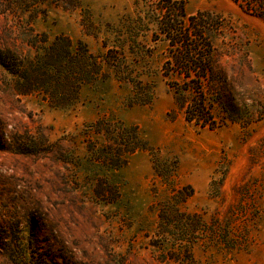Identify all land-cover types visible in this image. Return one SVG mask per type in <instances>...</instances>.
Wrapping results in <instances>:
<instances>
[{"label":"rangeland","instance_id":"rangeland-1","mask_svg":"<svg viewBox=\"0 0 264 264\" xmlns=\"http://www.w3.org/2000/svg\"><path fill=\"white\" fill-rule=\"evenodd\" d=\"M182 1L224 24L212 40L213 128L187 121L163 77L159 0H46L21 17L0 5V53L33 79V40L84 45L104 67L62 108L45 93L51 78L21 95L0 63V264H264V20L248 1ZM123 56L120 71L153 86L149 103L133 104L119 81ZM133 140L145 149L121 153ZM182 215L207 231L177 241L161 216Z\"/></svg>","mask_w":264,"mask_h":264},{"label":"trees","instance_id":"trees-1","mask_svg":"<svg viewBox=\"0 0 264 264\" xmlns=\"http://www.w3.org/2000/svg\"><path fill=\"white\" fill-rule=\"evenodd\" d=\"M39 1L44 2L46 0H0V5L3 7L1 13H12L21 17L29 14L32 5ZM242 1L251 2V7H254L250 9L249 5L243 7L246 9L245 11H251L255 16L264 20V8H256L258 4L264 6V0ZM185 9L182 0H159L153 9L156 17L154 20L156 30L152 34V40H165L170 47V56L164 65L163 77L167 79L169 87L173 90L176 102L183 106L186 105L187 121L195 122L201 127L213 128L216 125V120L207 97V92L213 88L217 78L212 40L218 33L222 32L224 24L219 16L209 11L188 14ZM46 43L47 41L44 39L43 44L46 45ZM37 44L34 40L31 44V47L36 50V57L39 62L35 71L39 78L36 79H33L28 71H24L20 67L21 64L18 63L17 58L0 53V63H3L1 64L4 68H9L10 74L18 79L17 92L19 94L28 95L32 91L33 83L39 81L38 79H42L41 81L46 85L49 83L47 79L51 78L53 88H44L45 93H49L51 96L54 101L51 103L54 104L53 106L66 108L79 101L81 86L94 85L103 80V62L97 56L92 55L84 45L73 49L69 40L64 38L56 39L50 46L39 47ZM126 61L125 56L120 60L119 81L132 85V92L138 101L133 104L145 105L154 96L153 86L143 81H136L133 78L134 71L130 72L128 67L126 68L127 72H121L120 69ZM105 62L108 63L107 60ZM4 63H8V66H5ZM51 69L53 75L50 74ZM207 88L208 90H206ZM124 131L126 132L128 129L123 128ZM105 132L109 136L112 135L111 130ZM133 133L134 139L138 142L140 138L137 130H133ZM97 134H100V131H97ZM138 145L133 140V142L126 144L124 150L121 149L120 152L132 154L145 149ZM182 217L183 215L175 219L176 217L165 218L161 216V225L164 224L167 229L175 230L173 235H176L177 241L189 242V237L193 236L194 233L207 231L202 224L195 225L188 222V217L184 218L182 223ZM167 231L170 233L169 230ZM224 233L227 234L228 231H224ZM229 243L227 240L223 242V245H228L227 251H230L228 249L239 250L238 246L233 248V246H229Z\"/></svg>","mask_w":264,"mask_h":264}]
</instances>
